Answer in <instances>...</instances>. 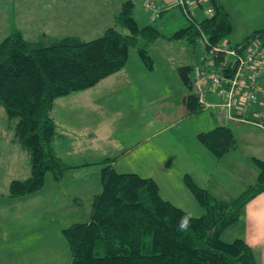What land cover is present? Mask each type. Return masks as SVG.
Wrapping results in <instances>:
<instances>
[{
	"label": "trees",
	"instance_id": "trees-1",
	"mask_svg": "<svg viewBox=\"0 0 264 264\" xmlns=\"http://www.w3.org/2000/svg\"><path fill=\"white\" fill-rule=\"evenodd\" d=\"M210 3L214 10L211 17L188 19L179 13L182 25L168 33L152 22L140 24L134 17V2L126 0L113 26L92 40L66 36L30 41L18 29L3 38L2 123L11 133V142L27 156L30 168L27 178L10 182L8 196L21 198L33 194L44 186L46 175L60 180L71 167L53 146L57 127L51 111L57 98L90 88L121 70L132 48L146 69L152 70L149 47L158 39L179 40L190 47L199 43L202 34L211 43L224 41L233 29L232 18L220 0ZM169 12L160 9L148 13L156 20L165 18ZM255 38L264 41V28L250 32L237 44ZM192 66L177 68L187 88L183 101L188 114L203 110L193 92ZM197 139L218 158L237 145L229 126L218 125L200 132ZM253 161L258 169L256 181L230 199L216 197L191 175L184 174V186L202 209L200 216H192L162 198L153 178L118 172L110 159H104L101 189L92 198L89 219L62 230L71 252L70 264H259L244 239L227 241L222 237L241 220L248 202L264 192V160L254 157ZM184 220L187 225L182 227Z\"/></svg>",
	"mask_w": 264,
	"mask_h": 264
},
{
	"label": "crops",
	"instance_id": "crops-1",
	"mask_svg": "<svg viewBox=\"0 0 264 264\" xmlns=\"http://www.w3.org/2000/svg\"><path fill=\"white\" fill-rule=\"evenodd\" d=\"M220 2L226 7L224 0H220ZM85 3L78 1L70 5L78 10L75 13L76 27L73 26L72 28L74 34L69 35L78 36L83 40L88 39V36H85L87 33L96 31L94 26L90 24V22L93 24L92 19L102 18L104 14L108 15L107 9L110 5L109 1L87 2L86 5ZM65 6L67 7L66 4ZM86 8L89 10H85ZM118 13L109 14L113 24ZM142 16L151 19L150 13L145 10H143ZM106 25L101 26L102 33L111 24ZM196 62L187 65H194ZM163 67L165 68L164 75L160 79L153 80L159 69L157 67L152 70L146 69L137 52L129 53L127 63L121 70L103 78L90 88L73 92L55 100L51 111L57 127L53 146L56 154L71 167L60 180L51 176L56 182L61 183L67 180L70 193H68V199H66V203L64 202V206L58 204L52 211L56 214L55 223L48 219L35 225L32 224V226H25V228L21 226L22 229L19 230L25 234L21 239L28 240L31 238L30 240H34L32 244H28L29 246L33 245L35 241L39 245L48 244L51 246V255L56 251L55 255L60 260L59 264H70L71 252L62 230L74 223H80L75 220V216L78 212V205L81 203V194L88 189L89 185L100 182V173L103 167L101 162L104 159H110V164L114 168L117 160L132 156L136 150L141 151L139 154L140 165L144 168L153 169L152 174L148 177L153 178L158 183L160 194L166 200L169 199L162 194L161 180L166 179L169 183L173 177L171 175L173 171H175V176L179 175L181 179L184 174L191 175L199 185L220 199L233 198L252 184L251 180L250 182L249 180L243 182L242 178L241 182L240 177H235L230 186L226 184L225 178L233 172L227 173V169H235L243 164L239 160L240 158L234 155L237 152L235 151L237 147L218 158L203 146L196 147L193 144L190 146L185 144L182 147L175 146L176 148H172L167 145V141L163 138L167 137L165 133L173 130L172 136L175 138H180V135L184 134L175 125L177 112L169 110L172 105H177L180 110L184 106L187 110L183 101L187 92L182 90L180 84L183 83L176 71L177 68L165 63H163ZM1 110L3 111L0 107V112ZM258 111H260L259 103L250 111V119H253ZM113 112L121 114L124 118H129L130 121L126 123L127 128L125 134L123 133L125 137L119 140L118 148L107 146L110 139L114 137L111 125L114 124L116 117H114ZM2 117L3 115H1ZM216 120V126H218L217 117ZM231 123L248 124L247 122ZM5 129L9 133L6 127ZM1 132L3 134V128L0 129V134ZM8 143L10 146L18 147L11 142V135ZM14 150L16 149L14 148ZM17 152L24 153L20 148ZM177 170L178 174L176 173ZM257 175L258 173L254 177L255 180ZM44 186L30 196L40 194ZM179 189L186 196V192L190 194L184 184ZM99 191L94 192L93 196ZM8 198L17 199L9 196ZM48 215L49 213L46 212V216ZM225 232H228L226 236L231 239L230 241L236 238L244 239L254 250L257 262L264 264V192L248 202L241 220ZM38 256L29 254L28 263L50 264V262L46 263V261L37 259Z\"/></svg>",
	"mask_w": 264,
	"mask_h": 264
},
{
	"label": "rangeland",
	"instance_id": "rangeland-1",
	"mask_svg": "<svg viewBox=\"0 0 264 264\" xmlns=\"http://www.w3.org/2000/svg\"><path fill=\"white\" fill-rule=\"evenodd\" d=\"M78 1L86 2L85 5L88 4L87 2L109 1L110 5L107 9L109 14L112 12L116 14L119 12L121 4L126 0H0V41L8 36L13 29L20 30L24 37L30 41H47L74 34L72 33V28L73 26L76 27L75 13L78 9L70 5ZM132 1L135 4L134 17L140 24L152 22L162 32L168 33L183 23L178 9H170L169 14L163 19H146L142 16L143 10H145L143 9V0ZM159 1L164 3L165 0ZM224 2L233 23L231 33L224 39L225 43L235 45L242 42L244 37L252 30L264 28V0H224ZM85 10L88 11L89 9L86 8ZM109 14H104L102 18L92 19L93 24L92 22L90 24L94 26L96 31L87 33L85 35L88 36L87 40L100 37L103 34L101 26H104V24L113 26ZM174 18L177 19L172 22L170 19ZM120 31L127 33L122 28H120ZM132 53H136L134 48L130 49V54ZM199 53L200 45L198 42L190 47L183 41L173 40L171 42L158 39L155 44L149 47V54L153 59L154 67L159 69L157 76L153 80L160 79L164 75L165 68L163 63L172 67L174 65L178 68L198 62ZM259 84L264 87V78L260 80ZM180 85H182V90L187 92V88L183 84ZM206 99L207 101L213 100L211 96H207ZM182 107L180 110L177 105H172L169 111L177 112V123L175 125L184 134L180 135V138H175L172 136L173 130H170L165 133L167 137L163 138L167 141V145L172 148L175 146L182 147L185 144L202 147L197 135L200 132H207L216 127L215 113L211 108H204L197 113L188 114L185 107ZM1 109L3 108L1 107ZM113 114L116 117L114 124L111 121L114 137L110 139L107 146L118 148L119 140L125 137L126 123L130 121L129 118H124L121 114L116 112H113ZM1 115H5L4 110L0 112V129L3 128V134L2 132L0 134V264H29L27 261L29 254L33 256L40 255L37 259L43 260V262L59 264L60 260L55 255L56 251L51 255L50 245L40 244V246L35 241L34 246H29L28 244H32L34 240H30L31 238L22 240L21 237L25 234L20 232V230L22 227L32 226V224L35 225L48 219L54 221V223L56 222V214L52 211L58 204L64 206V202L66 203L68 193H70L68 181L56 182L51 174H48L45 178L44 189L40 194L33 196H30V194L17 199L8 198L10 182L15 179L27 178L30 175V169L26 155L18 153L19 148L10 146L8 143L11 133L5 131ZM229 128L237 141V150H235L237 152L234 155L239 157L243 164L235 169H227V173L233 172L225 178L226 184L230 186V183L234 182L232 180L235 177H240V181L242 178L243 182H246V180L250 182L251 180L253 184L256 181L254 177L258 173L253 158L264 160V127L249 123H230ZM140 152V150H136L132 156L117 160L114 165L115 170L122 173H137L143 177L150 176L153 169L144 168L140 165ZM176 173L178 174V170ZM171 175L176 179L172 177L169 183L166 179L161 180L163 196L190 215L200 216L202 214L201 207L188 192H186V196L179 189L180 186L183 187L181 177L179 175L175 176V171ZM100 188V182H97V184L89 185L88 189L83 191L75 220L78 222L88 220L92 196ZM46 212L49 213L48 216H46ZM226 235H228V232H224L222 237L230 241L231 239Z\"/></svg>",
	"mask_w": 264,
	"mask_h": 264
},
{
	"label": "built area",
	"instance_id": "built-area-1",
	"mask_svg": "<svg viewBox=\"0 0 264 264\" xmlns=\"http://www.w3.org/2000/svg\"><path fill=\"white\" fill-rule=\"evenodd\" d=\"M146 12L178 9L188 19L213 15L210 0H143ZM198 62L192 66L193 92L204 108H211L219 125L231 122L253 123L264 127V41L252 39L246 44L211 43L202 34ZM260 95V96H259ZM207 96L213 100L207 101ZM259 103L260 111L250 119V111Z\"/></svg>",
	"mask_w": 264,
	"mask_h": 264
},
{
	"label": "clouds",
	"instance_id": "clouds-1",
	"mask_svg": "<svg viewBox=\"0 0 264 264\" xmlns=\"http://www.w3.org/2000/svg\"><path fill=\"white\" fill-rule=\"evenodd\" d=\"M186 225H187V220H184L183 223H182V227H184Z\"/></svg>",
	"mask_w": 264,
	"mask_h": 264
}]
</instances>
